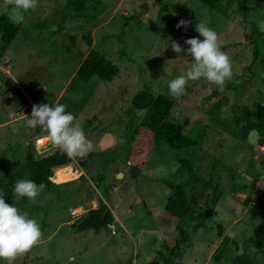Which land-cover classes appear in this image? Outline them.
<instances>
[{"label":"rangeland","instance_id":"1","mask_svg":"<svg viewBox=\"0 0 264 264\" xmlns=\"http://www.w3.org/2000/svg\"><path fill=\"white\" fill-rule=\"evenodd\" d=\"M103 2L95 19L68 15L63 20V0H38V7L17 24L13 39H0V176L20 166L27 151L39 157L56 149L47 137L37 145L46 133L26 126L33 105H67L94 145L87 156L54 173V180H62L57 185L24 207L16 206L39 222L43 237L14 264H163L178 230L164 212L170 190L162 179L185 183L187 178L176 173L175 157L154 150L151 132L138 126L143 111L133 110L131 100L143 89L173 99V115L197 144L181 155L191 157L221 190L205 228L192 230V222L185 224L186 243L174 264H233L236 253L230 243L219 263L211 258L225 228L237 232L238 243L264 236V144L259 153L253 143L235 135L244 125L231 109L233 104H247L254 111L264 106V66L253 61L249 39L255 32L264 34L257 27L264 21V0H222L214 9L199 0ZM10 7L0 0V15L9 17ZM181 19L191 22L187 28L176 27ZM198 22L218 33L233 64L232 81L239 76L244 82L238 92L229 85L232 81L220 91L201 78L189 81L186 95L169 94V81L191 63L183 56L190 47L185 41L203 39L195 31ZM172 41L185 52L172 51ZM92 48L116 64L118 74L109 82L95 80L92 89L86 86L75 97L67 86ZM221 99L216 119L214 103ZM136 126L134 140L126 143ZM132 166L138 168L136 174ZM101 202L112 221L98 232L80 231L79 222ZM244 247L254 264H264V245Z\"/></svg>","mask_w":264,"mask_h":264},{"label":"trees","instance_id":"2","mask_svg":"<svg viewBox=\"0 0 264 264\" xmlns=\"http://www.w3.org/2000/svg\"><path fill=\"white\" fill-rule=\"evenodd\" d=\"M207 7L214 9L218 7L222 0H199ZM103 0H63L61 19L68 15L73 17H91L95 19L104 10ZM147 4H143L146 10ZM18 25L11 22L6 13L0 15V39L9 43L15 36ZM249 39L253 44L252 57L254 62L264 66V34L255 32ZM91 39L88 42L91 43ZM118 74V67L101 52L90 49L86 58L81 62L73 77L71 78L67 92L73 93L75 97L89 86L91 89L95 80L111 81ZM229 85L235 91H239L244 85L242 79L238 76ZM66 92V94H67ZM217 94L218 92H213ZM224 100L214 103L213 114L217 119V111ZM133 110H142L143 115L139 120V127L148 129L152 135L153 149L162 153H171L179 163L176 173L185 176V183L176 181L171 177L162 179V183L170 190V195L165 204L164 212L167 218L175 221L178 230L176 240L171 246L167 245V253L164 256L163 264H174L179 257L182 246L186 243L187 229L185 224L192 222L191 229L199 230L205 228L207 219L215 214V206L221 199V190L213 178L209 175L207 178L201 174L196 166L193 165L191 157L181 155L182 151H187L197 146L191 138L184 132L185 125L180 123L173 115L175 102L169 96L149 90H139L131 100ZM231 109L236 112V121L242 123L240 133L235 134L239 139L249 142L247 134L251 129H256L260 137L264 138V106H259L256 111L252 110L247 104L231 105ZM138 126L133 128L128 136L126 143L134 140L138 131ZM229 129V128H227ZM232 131V130H231ZM66 155L56 148L52 152L35 157L32 151H27L25 159L15 170L0 176V190L5 192V201L15 206L24 207L27 198L16 199L13 196L14 184L22 178L32 179L37 184L43 182L49 190L57 182H54L53 175L65 169L72 163ZM81 165H85L83 162ZM133 174H136L137 167L132 166ZM71 174V173H70ZM102 177L100 176V179ZM189 184L190 190H187L183 184ZM106 205L101 202L98 208H92L88 211V216L82 218L78 224L80 231L93 229L98 232L101 228L107 227L113 216L111 211L105 213ZM105 213V214H104ZM229 243L233 245L236 257L233 264H254L251 256L244 247L248 243H254L257 247L264 245V236L262 238H249L243 241L244 252L239 255L241 243L236 240H230L223 237L216 249L211 255L215 263H219L229 249ZM130 264V262H128Z\"/></svg>","mask_w":264,"mask_h":264},{"label":"clouds","instance_id":"3","mask_svg":"<svg viewBox=\"0 0 264 264\" xmlns=\"http://www.w3.org/2000/svg\"><path fill=\"white\" fill-rule=\"evenodd\" d=\"M6 3L11 6L8 18L15 24L23 23L26 14L38 7V0H6ZM190 23L181 19L176 27L187 28ZM257 27L264 33V21L258 22ZM195 31L203 39L193 37L185 41L190 47L183 56L190 58L191 63L185 73L169 81V94L173 98L187 94L189 81L203 78L216 85L220 91H224L226 83L234 79L232 61L227 53L222 51L218 33L203 22L195 25ZM171 48L176 53L185 52L176 41L171 42ZM66 108L67 105L62 103H55L54 107L48 103L34 105L31 118L27 116L26 126L33 129L39 127L46 133L49 142L69 159L83 158L94 150V145L76 122L77 117L66 111ZM45 187L43 182L37 184L32 179L22 178L15 182L12 192L16 199L27 198L29 201H35ZM5 192L0 190V260L14 264L19 257L31 251L41 241L43 232L36 219L30 218L14 204L5 201ZM237 235L231 227L225 228L223 232V236L230 240L237 239ZM243 252L241 243L238 254L243 255Z\"/></svg>","mask_w":264,"mask_h":264},{"label":"water","instance_id":"4","mask_svg":"<svg viewBox=\"0 0 264 264\" xmlns=\"http://www.w3.org/2000/svg\"><path fill=\"white\" fill-rule=\"evenodd\" d=\"M247 139L249 142L255 145L256 151L260 153V146L264 144V138L259 136L258 131L256 129H251L247 134ZM107 211H108V208L105 209V213Z\"/></svg>","mask_w":264,"mask_h":264},{"label":"crops","instance_id":"5","mask_svg":"<svg viewBox=\"0 0 264 264\" xmlns=\"http://www.w3.org/2000/svg\"><path fill=\"white\" fill-rule=\"evenodd\" d=\"M34 106V105H33ZM21 115H23V114H20V115H18V116H20L21 117ZM20 117L19 118H17V116L15 117V120L16 121H18L19 119H20ZM42 137H44V138H46L47 137V135H45V136H42ZM38 143H39V141L37 140V145H38ZM63 168H67V166L66 167H63ZM54 180V179H53ZM55 182L57 181V182H60V181H62V180H60V179H55L54 180Z\"/></svg>","mask_w":264,"mask_h":264},{"label":"bare ground","instance_id":"6","mask_svg":"<svg viewBox=\"0 0 264 264\" xmlns=\"http://www.w3.org/2000/svg\"><path fill=\"white\" fill-rule=\"evenodd\" d=\"M33 109V108H32ZM32 109H31V111H30V113L29 114H31V112H32ZM44 137H41V138H39L38 139V141H40V140H42Z\"/></svg>","mask_w":264,"mask_h":264},{"label":"built area","instance_id":"7","mask_svg":"<svg viewBox=\"0 0 264 264\" xmlns=\"http://www.w3.org/2000/svg\"><path fill=\"white\" fill-rule=\"evenodd\" d=\"M41 138V137H38V139ZM46 143V142H45ZM48 145H49V141H48Z\"/></svg>","mask_w":264,"mask_h":264}]
</instances>
